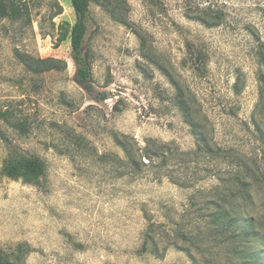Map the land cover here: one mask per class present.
<instances>
[{
  "label": "rangeland",
  "instance_id": "obj_1",
  "mask_svg": "<svg viewBox=\"0 0 264 264\" xmlns=\"http://www.w3.org/2000/svg\"><path fill=\"white\" fill-rule=\"evenodd\" d=\"M75 21L71 0H0V254L12 264H264V0H89L91 92L75 79ZM40 58L60 68L38 69ZM178 87L250 172L254 235L218 236L204 254L173 231L200 220L190 196L214 178H131L102 158L124 157L120 133L194 149ZM34 159L42 175L10 173ZM147 216L162 223L158 253L145 242Z\"/></svg>",
  "mask_w": 264,
  "mask_h": 264
},
{
  "label": "trees",
  "instance_id": "obj_2",
  "mask_svg": "<svg viewBox=\"0 0 264 264\" xmlns=\"http://www.w3.org/2000/svg\"><path fill=\"white\" fill-rule=\"evenodd\" d=\"M76 13V21L72 26L70 38L73 59L76 65L75 79L85 90L91 92L92 71L89 54L84 48L88 31L89 0H71ZM208 23L205 18H199ZM261 63L264 64V51L259 52ZM62 60L56 58H40L35 67L41 70L60 68ZM36 69V68H35ZM38 71V70H36ZM175 103L184 116L196 140V147L183 150L174 141H160L147 138L141 145L135 137L120 133L116 136L117 144L123 149L124 157L116 154H104L102 158H112L120 164L131 178L151 177L162 180L168 178L171 182L183 187L195 186L206 178H214L215 182L198 188L190 196L188 214L195 213L200 218L191 228L177 227L173 236L186 241L191 248L201 254L209 251L212 246L208 243L216 241L218 236L235 240L238 237L254 235L252 224L247 220L245 205L250 201V172L243 159L231 154L229 149L218 145L210 136L207 124L201 119L200 110L193 98L177 88ZM263 91L264 88L261 87ZM5 120L15 128L23 129L20 121L4 112ZM261 138L264 139V128L258 124ZM82 144L84 139L77 136ZM10 172L27 179L38 177L44 173L43 163L39 159L27 161L21 165L14 164ZM149 224L145 231L146 245L152 251L159 252L158 242L160 222L148 217ZM203 223V224H201ZM196 226V227H195ZM224 240V241H225ZM176 243V242H171ZM214 245V244H212ZM239 247H235L237 251ZM243 257L248 258V248H240ZM196 261V259H195ZM206 264H215L216 259H205ZM196 264H200L198 261ZM0 264H12L4 255L0 254Z\"/></svg>",
  "mask_w": 264,
  "mask_h": 264
}]
</instances>
